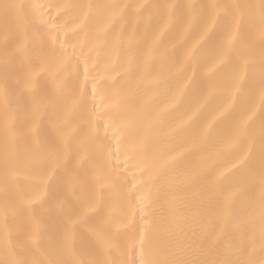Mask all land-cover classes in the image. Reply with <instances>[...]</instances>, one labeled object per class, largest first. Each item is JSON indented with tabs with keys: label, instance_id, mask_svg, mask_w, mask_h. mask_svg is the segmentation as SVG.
Segmentation results:
<instances>
[{
	"label": "snow or ice",
	"instance_id": "obj_1",
	"mask_svg": "<svg viewBox=\"0 0 264 264\" xmlns=\"http://www.w3.org/2000/svg\"><path fill=\"white\" fill-rule=\"evenodd\" d=\"M0 264H264V0H0Z\"/></svg>",
	"mask_w": 264,
	"mask_h": 264
},
{
	"label": "bare ground",
	"instance_id": "obj_2",
	"mask_svg": "<svg viewBox=\"0 0 264 264\" xmlns=\"http://www.w3.org/2000/svg\"><path fill=\"white\" fill-rule=\"evenodd\" d=\"M97 2H110V0H97ZM122 2H134V0H122ZM139 2H153V0H139ZM168 2L176 3V2H212V0H168ZM258 2V0H256ZM0 37H2V33H0Z\"/></svg>",
	"mask_w": 264,
	"mask_h": 264
}]
</instances>
